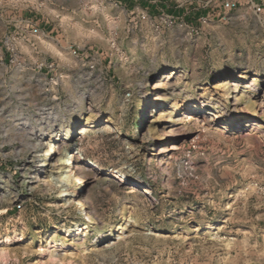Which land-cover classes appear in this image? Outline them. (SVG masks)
Here are the masks:
<instances>
[{"label": "rangeland", "instance_id": "obj_1", "mask_svg": "<svg viewBox=\"0 0 264 264\" xmlns=\"http://www.w3.org/2000/svg\"><path fill=\"white\" fill-rule=\"evenodd\" d=\"M164 1L71 0L41 54L0 40V264H264V0ZM70 129L38 182L39 137ZM70 147L96 225L67 238Z\"/></svg>", "mask_w": 264, "mask_h": 264}, {"label": "bare ground", "instance_id": "obj_2", "mask_svg": "<svg viewBox=\"0 0 264 264\" xmlns=\"http://www.w3.org/2000/svg\"><path fill=\"white\" fill-rule=\"evenodd\" d=\"M165 71V70H164ZM233 76H229L228 75H224V78H231ZM223 78V77H222ZM251 87V85H249ZM226 88V86H223ZM254 87V86H253ZM238 85L234 87V92H238ZM249 89V88H248ZM218 90V89H217ZM245 91V89H243ZM242 93L241 96L246 97L249 94H251L250 91H246L247 93ZM242 92V91H241ZM226 97L227 98H231V92L230 90L226 89ZM253 93V92H252ZM246 94V95H245ZM248 94V95H247ZM239 98H236V101H238ZM228 100V99H227ZM229 101V100H228ZM189 103V102H188ZM260 107L264 108V99H262V101H260V103L258 104ZM182 107H184L183 105H181ZM179 104H177V101H174L173 104L170 107V111L166 113V116L168 115L169 118L166 120V122L169 125H173L176 124L177 121H175L177 119V117H179V110H178ZM224 109V108H223ZM222 109V110H223ZM199 110H202V107L197 106L196 104H190L185 106V111L187 113H189L190 115L195 114V112H198ZM264 112V111H263ZM199 113V112H198ZM203 115L201 117L202 121L205 122V124L208 127H214V122L211 117H216L215 114H210V112H207L206 110L202 111ZM210 114L211 117H209L206 114ZM200 114V113H199ZM181 115V114H180ZM218 116V115H217ZM181 117V116H180ZM187 117V116H186ZM181 119V118H180ZM179 119V120H180ZM182 120V119H181ZM88 124V123H87ZM44 131V130H43ZM60 132H58L57 134H50V135H46V134H42L39 137V141H38V146L40 147H44L46 145V150H44L41 153V160H40V164L38 166V170L36 171L35 175H34V179L37 180L38 182H50L48 181V178L45 176V171H43L45 168H47V166L51 165L53 158H55L57 156V149L59 148V146L61 144H64L65 142H68L71 140V129L65 131V133H63L61 130H59ZM90 132V126L89 125H85L80 129V132L78 133V135H86L87 133ZM54 133V132H53ZM50 136V138H49ZM52 136V137H51ZM49 138V140L47 141V139ZM45 142V143H44ZM43 143V144H42ZM73 148H66L64 151V155L62 153L61 157L58 159V163L61 165V168L58 171V184L62 185L63 184V190L62 192H60V200L59 202L61 203L62 206H66V207H74V209L76 211H79L81 213H84L87 221L89 222L88 226L87 223L86 224H79L76 227H72V228H67L65 230V233L67 234V238H71V237H75L77 235V233L79 232H83L87 229H89L90 226H94L96 225L95 219L93 217V215L90 213V211L87 210V208H85L83 202H82V192L79 190L80 186L77 187V189L75 188V190L71 189V184L73 183V180H76V183L78 184H82V170L80 169H75V167H71V169H69L68 167L65 168V162L66 159L65 158H74L75 160V164L78 162L79 159H81V151H72ZM61 154V153H60ZM171 157V156H170ZM164 157L162 156V159ZM171 159V158H170ZM165 160V159H164ZM169 160V158H168ZM164 163V162H163ZM162 165V164H161ZM166 165V164H165ZM78 166V165H77ZM159 168V167H158ZM161 168V167H160ZM159 168V169H160ZM163 170H165V166L162 167ZM33 175V174H32ZM122 182V181H121ZM36 183V182H35ZM60 188V187H59ZM66 199H63L64 197H66ZM122 226H119L118 230H122ZM116 239V238H115ZM114 239V240H115ZM9 241V240H8ZM111 242V241H110ZM54 243H57L56 241ZM60 245H63L64 243H59ZM58 246V245H57ZM55 258V257H53Z\"/></svg>", "mask_w": 264, "mask_h": 264}, {"label": "crops", "instance_id": "obj_3", "mask_svg": "<svg viewBox=\"0 0 264 264\" xmlns=\"http://www.w3.org/2000/svg\"><path fill=\"white\" fill-rule=\"evenodd\" d=\"M159 3L161 5L156 3L150 9L160 6L163 10L168 8L164 0H159ZM226 8L221 7V13ZM230 10H233V6ZM66 13H71V0H0V40L24 37L30 44H34L39 52L36 53L41 54L45 47L44 38H53L51 34L62 27L65 18L63 14ZM51 49L55 51L54 44H51Z\"/></svg>", "mask_w": 264, "mask_h": 264}, {"label": "built area", "instance_id": "obj_4", "mask_svg": "<svg viewBox=\"0 0 264 264\" xmlns=\"http://www.w3.org/2000/svg\"><path fill=\"white\" fill-rule=\"evenodd\" d=\"M66 159V162H65V167H68L69 169H71V167L73 166V164L75 165V160H74V158H65ZM75 167H76V165H75ZM67 198V196L66 197H64L63 199H66Z\"/></svg>", "mask_w": 264, "mask_h": 264}]
</instances>
